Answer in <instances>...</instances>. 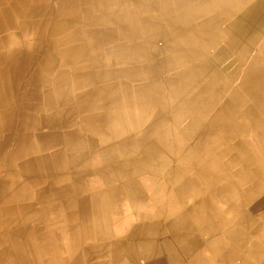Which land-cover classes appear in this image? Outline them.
<instances>
[{"label":"bare ground","instance_id":"6f19581e","mask_svg":"<svg viewBox=\"0 0 264 264\" xmlns=\"http://www.w3.org/2000/svg\"><path fill=\"white\" fill-rule=\"evenodd\" d=\"M31 2L0 0V22L10 27ZM113 2L116 15L110 21L101 14L91 42L97 78L114 86L88 93L82 104L92 98L100 104H80L79 127L66 134L76 151L85 142L97 146L98 206L112 208L116 196L134 206L141 193L153 191L141 183L158 179L153 192L165 199L156 217L178 216L183 203L169 223L174 246L151 247L165 255L162 264L187 257V264H236L227 259L233 257L239 264H264V0ZM8 32L7 51L19 44ZM113 139L115 146L106 145ZM188 199L193 204L184 211ZM134 230L149 235L152 225ZM198 231L224 237L210 243L217 250L209 256L195 255Z\"/></svg>","mask_w":264,"mask_h":264},{"label":"rangeland","instance_id":"374dc122","mask_svg":"<svg viewBox=\"0 0 264 264\" xmlns=\"http://www.w3.org/2000/svg\"><path fill=\"white\" fill-rule=\"evenodd\" d=\"M103 12L113 20V0H32L10 27L0 22V264H113L97 243L128 212L119 197L98 206L97 146L76 151L66 136L79 127L80 104H100L82 99L114 86L93 63ZM8 31L19 44L7 51Z\"/></svg>","mask_w":264,"mask_h":264},{"label":"crops","instance_id":"0c3cea01","mask_svg":"<svg viewBox=\"0 0 264 264\" xmlns=\"http://www.w3.org/2000/svg\"><path fill=\"white\" fill-rule=\"evenodd\" d=\"M157 183H158V185H160V180L155 179V178L152 179V177H150V178L148 177L147 181H144L141 184L145 185L146 187H152L153 191H157V189H156ZM153 191H144V193H141V197L139 199V202L134 206H132L125 197L116 196V197H119L122 199L124 198L121 201V207H122V209H125L128 212V214H126V215L123 214V216H121V218H119V220L115 221L114 227H113L114 229H112V232L110 233V235L106 238L104 237V238L100 239L99 242L97 243V249L103 252L102 256L104 257L105 255L108 254L107 256L112 257V259L114 260V261L112 260L113 264H162V263H165V260H166L165 255L163 256V254L160 251H158L157 253L152 251L151 247H152V249H153V247L159 249L162 247L161 243H164V242H168V243L171 242L173 245L174 241L171 238L172 233L170 232L171 230L169 228V223L171 221L177 219V217L180 215L181 210H182V209H180V207L183 205V203L181 205H179V207H178L179 208L178 216H173L171 218H170V216H167V218L169 217L168 219H165L164 216L156 217L155 213H156L157 207L164 204L163 200L165 199V197H163L164 193L153 192ZM116 197H114V198L116 199ZM151 198H154L155 201L151 202ZM168 204L166 203V207H169ZM191 204H193V202L190 199H188L184 203L183 210L184 211L190 210ZM176 207H177V205H176ZM188 207H190V208L188 209ZM167 209L168 208L164 209L165 212L167 211ZM164 210H162V211H164ZM148 214L151 217L148 216ZM154 222H156V223H154ZM130 223H131V225H130ZM144 225H152L151 234L148 235L146 233H142L140 231L134 230V228L137 229L138 227H141ZM120 226H121V228H120ZM189 232L191 233L190 230H189ZM194 233H196V235L194 237H196V242H197V246H196L197 251H196L195 255L196 254H200V255L204 254V255L209 256L217 250V248L210 249L208 246L210 245L211 242H214L215 240H219L222 237V236H220V234H217V235H219V237H214V236H204V235H206V233L202 234L201 232L199 233V231H198V233L197 232H194ZM125 234L126 235L128 234V235L126 236ZM194 237H192V238H194ZM192 238H190V239H192ZM190 239L187 242V246H189V248L192 246L194 247V243H195V242L191 241ZM222 239H224V237H222L220 240H222ZM185 244H186V242H184V244H182L183 248H185ZM142 245H145L144 247H146V250H148L145 255H144V253L146 251L143 250L144 247L142 248ZM170 246H171V244H170ZM176 247H177V249H179L178 247H180V246L178 244H176ZM127 248L129 250H127ZM107 249L108 250L113 249L114 251H113V253L107 252V254H105ZM149 251L152 255L150 253H148ZM220 256H222V254H220L217 259L218 260H224V258H221ZM227 259H229L230 261H236V264H239L240 262H242V260L240 258H236V257L235 258L234 257L233 258H227ZM189 260H190V258H188V257L187 258H181V259L178 258V261H180V264H187V262H189ZM225 260H226V258H225ZM123 261H124V263H123Z\"/></svg>","mask_w":264,"mask_h":264}]
</instances>
